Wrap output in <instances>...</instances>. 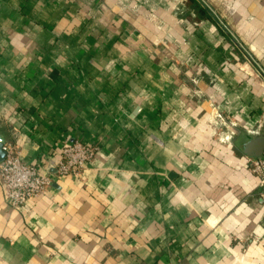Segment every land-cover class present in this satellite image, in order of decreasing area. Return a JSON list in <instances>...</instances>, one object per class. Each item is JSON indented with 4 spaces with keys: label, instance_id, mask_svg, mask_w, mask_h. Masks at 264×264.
<instances>
[{
    "label": "crops",
    "instance_id": "0c3cea01",
    "mask_svg": "<svg viewBox=\"0 0 264 264\" xmlns=\"http://www.w3.org/2000/svg\"><path fill=\"white\" fill-rule=\"evenodd\" d=\"M256 135L264 0H0V136L53 177L20 206L0 177V264H264Z\"/></svg>",
    "mask_w": 264,
    "mask_h": 264
},
{
    "label": "built area",
    "instance_id": "2783aa9c",
    "mask_svg": "<svg viewBox=\"0 0 264 264\" xmlns=\"http://www.w3.org/2000/svg\"><path fill=\"white\" fill-rule=\"evenodd\" d=\"M223 120L224 117L219 114ZM226 124L227 121L223 120ZM6 155L0 162V177L5 195L13 206H20L29 199L43 194L52 184L53 177L40 166L23 158L20 146L13 143L4 145ZM99 145L82 139L66 143L56 166L57 175H71L82 178L90 163L96 157ZM249 168L264 184V151L260 156H247Z\"/></svg>",
    "mask_w": 264,
    "mask_h": 264
},
{
    "label": "water",
    "instance_id": "95a60500",
    "mask_svg": "<svg viewBox=\"0 0 264 264\" xmlns=\"http://www.w3.org/2000/svg\"><path fill=\"white\" fill-rule=\"evenodd\" d=\"M5 139L0 136V162L4 160L6 150L4 148ZM242 148L246 155L251 157L260 156L264 151V135L251 136L242 142Z\"/></svg>",
    "mask_w": 264,
    "mask_h": 264
}]
</instances>
